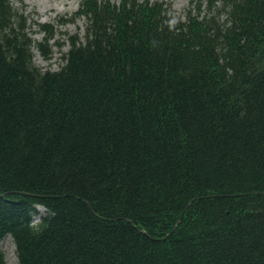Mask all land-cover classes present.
<instances>
[{
    "label": "trees",
    "instance_id": "obj_1",
    "mask_svg": "<svg viewBox=\"0 0 264 264\" xmlns=\"http://www.w3.org/2000/svg\"><path fill=\"white\" fill-rule=\"evenodd\" d=\"M75 17L83 40L42 71L51 25L35 42L0 0V243L16 264H264V0L179 17L82 0Z\"/></svg>",
    "mask_w": 264,
    "mask_h": 264
},
{
    "label": "rangeland",
    "instance_id": "obj_2",
    "mask_svg": "<svg viewBox=\"0 0 264 264\" xmlns=\"http://www.w3.org/2000/svg\"><path fill=\"white\" fill-rule=\"evenodd\" d=\"M12 5L29 17L30 35L35 42H41L45 36L42 26L51 25L54 38L47 42L48 60H44L35 50L33 63L42 71H57L63 64L61 56L69 48L68 38L78 36L83 40L86 20L75 17L82 0H10ZM103 1V0H98ZM114 5L119 0H107ZM143 1V0H140ZM151 2L157 0H149ZM171 4L176 17L182 15L190 0H158ZM41 211V209H40ZM6 264H16L15 248L10 237L0 243Z\"/></svg>",
    "mask_w": 264,
    "mask_h": 264
},
{
    "label": "water",
    "instance_id": "obj_3",
    "mask_svg": "<svg viewBox=\"0 0 264 264\" xmlns=\"http://www.w3.org/2000/svg\"><path fill=\"white\" fill-rule=\"evenodd\" d=\"M180 218V217H179Z\"/></svg>",
    "mask_w": 264,
    "mask_h": 264
}]
</instances>
